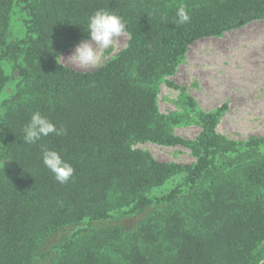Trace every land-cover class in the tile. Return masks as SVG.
Wrapping results in <instances>:
<instances>
[{"label": "trees", "instance_id": "1", "mask_svg": "<svg viewBox=\"0 0 264 264\" xmlns=\"http://www.w3.org/2000/svg\"><path fill=\"white\" fill-rule=\"evenodd\" d=\"M18 1L30 15L27 39L8 44ZM181 5L191 17L183 25ZM99 9L126 22L128 47L96 70L62 65ZM262 19L264 0H0V93L4 60L20 78L0 113V264L52 253L54 264H264V136L227 142L217 131L224 109L200 113L188 100L201 132L186 140L158 108L161 85H172L166 77L194 43ZM36 111L67 134L25 144L22 129ZM148 141L187 147L196 163L134 148ZM41 143L74 168L69 183L44 167ZM70 227H78L71 239L42 251Z\"/></svg>", "mask_w": 264, "mask_h": 264}, {"label": "rangeland", "instance_id": "2", "mask_svg": "<svg viewBox=\"0 0 264 264\" xmlns=\"http://www.w3.org/2000/svg\"><path fill=\"white\" fill-rule=\"evenodd\" d=\"M29 20V11L18 1L11 13L8 44L27 39L26 23ZM129 41V37L119 38L114 49L106 50L102 63L96 67L84 68L69 59L74 49L64 53L60 63L77 71L96 70L116 58L128 47ZM19 56L20 64L25 65L24 53ZM2 68L6 84L0 93V113L4 116L6 107L3 102L15 96L20 78L12 60H4ZM166 81L172 85H161L158 108L161 114L179 121L173 127L175 135L193 141L201 132L188 107V100H191L200 113L224 109L217 131L225 141L240 145L253 138L263 137L264 19L253 21L220 37L197 41L177 65L174 75L166 77ZM134 148L148 152L156 160L165 163L194 165L197 160L192 151L184 146L170 147L148 141L137 143ZM5 161L0 156V168ZM182 177L177 176L173 182L180 181ZM77 228L70 227L53 234L42 251L49 253L55 245L67 242ZM56 257L57 253H52L44 259L36 260L34 264H54Z\"/></svg>", "mask_w": 264, "mask_h": 264}, {"label": "clouds", "instance_id": "3", "mask_svg": "<svg viewBox=\"0 0 264 264\" xmlns=\"http://www.w3.org/2000/svg\"><path fill=\"white\" fill-rule=\"evenodd\" d=\"M191 17L186 6L181 5L176 11V22L180 25L186 24ZM121 37H129L127 24L115 12L99 9L89 18L87 24V38L81 40L73 50L69 59L81 67L99 66L104 53L108 49H114ZM22 139L27 145H36L43 138L55 135L57 137L67 134L66 129L57 127L46 116L39 111L34 112L29 122L22 129ZM42 163L54 176V179L61 185L69 183L74 176V168L62 157V155L49 148L47 145L39 144Z\"/></svg>", "mask_w": 264, "mask_h": 264}]
</instances>
